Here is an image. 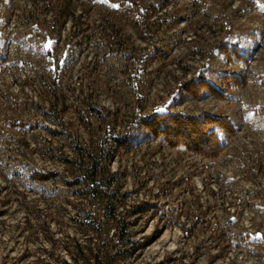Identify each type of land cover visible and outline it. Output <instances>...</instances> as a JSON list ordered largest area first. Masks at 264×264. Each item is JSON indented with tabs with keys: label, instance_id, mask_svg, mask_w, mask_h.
Here are the masks:
<instances>
[{
	"label": "rangeland",
	"instance_id": "rangeland-1",
	"mask_svg": "<svg viewBox=\"0 0 264 264\" xmlns=\"http://www.w3.org/2000/svg\"><path fill=\"white\" fill-rule=\"evenodd\" d=\"M223 72L244 84L180 89ZM154 111L237 132L206 158L149 137ZM103 240L106 264H264V0H0V264H103Z\"/></svg>",
	"mask_w": 264,
	"mask_h": 264
},
{
	"label": "trees",
	"instance_id": "trees-1",
	"mask_svg": "<svg viewBox=\"0 0 264 264\" xmlns=\"http://www.w3.org/2000/svg\"><path fill=\"white\" fill-rule=\"evenodd\" d=\"M231 52L226 50L224 53L228 56H226L227 60L232 55ZM236 53L238 54V60L243 63V55L239 51ZM244 82V78L237 73L223 72L220 74V86H217L208 79L200 78L183 83L180 89L192 97H199L205 92L221 96L224 93L221 90L222 87L229 88L231 84L241 86ZM135 120L139 126L145 129L149 137L160 140L172 148H183L193 154L202 155L206 158L217 157L225 149L227 138L237 132V126L230 118L210 113L193 115L182 112L154 111L147 116H138ZM113 142L128 148L133 146L132 139L128 138H115ZM30 173L31 178L36 181L49 180L55 175V173H41L36 169L31 170ZM97 176L95 164H92L91 168L83 170V174L78 178L76 183H81L87 191L93 193L92 195L95 193L96 196L106 199V203L109 204L115 197L114 192H109L107 188H103L102 184L97 180ZM139 207L136 206L135 208L138 212L142 211V208ZM119 232V230L115 229V239H122L124 237ZM243 240L245 242L248 241L247 237H244ZM109 255V244L103 240L97 257L102 260L103 264H106Z\"/></svg>",
	"mask_w": 264,
	"mask_h": 264
}]
</instances>
